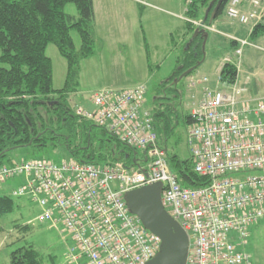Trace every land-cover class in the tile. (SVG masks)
Here are the masks:
<instances>
[{"label": "built area", "instance_id": "1", "mask_svg": "<svg viewBox=\"0 0 264 264\" xmlns=\"http://www.w3.org/2000/svg\"><path fill=\"white\" fill-rule=\"evenodd\" d=\"M260 3L254 0L252 10L243 12V0H230L226 15L243 24L258 22L264 14ZM207 81L202 79V98L193 96L187 131L194 170L209 178L206 185L184 186L172 171L143 84L99 90L94 111H77L138 149L137 166L32 158L0 164V182L24 178L14 195L37 202L39 219L71 236L69 264L150 261L161 239L131 213L125 193L157 182L163 184L164 206L189 234L186 264H253L245 248L251 227L264 221V100L247 99V88L237 82L220 77L224 87L214 89Z\"/></svg>", "mask_w": 264, "mask_h": 264}, {"label": "trees", "instance_id": "2", "mask_svg": "<svg viewBox=\"0 0 264 264\" xmlns=\"http://www.w3.org/2000/svg\"><path fill=\"white\" fill-rule=\"evenodd\" d=\"M185 1L189 19L187 27L193 33L196 29L194 22L202 17L203 7L210 8L208 22L221 1L216 20L226 12L230 0ZM68 3L76 4L78 17L66 12ZM95 22L94 0H0L1 61L10 64V68L0 67V164L9 151L19 147L45 150L65 144L72 154L68 159L104 166L117 163L126 167L138 165V149L122 142L106 128L83 118L70 103V96L79 85L81 61L95 53ZM200 26L207 25L201 23ZM73 29L81 36L80 50L76 49ZM263 34L264 24L259 23L251 37L254 39ZM204 39L199 34L192 42L186 41L184 45L188 43V48L182 49L175 72L158 88L156 105L151 110L160 145L174 133L176 124L173 120L179 118L180 113H183L185 122L189 125L192 122L191 113L186 115L181 109L184 92L179 83L197 68L179 79L203 59ZM50 43H55L68 61L67 80L64 88L59 90L53 87V62L46 53ZM232 44L235 46L237 42ZM238 76L237 64L226 62L223 65L220 74L223 82L235 84ZM96 128L102 129V139L97 137ZM96 137L100 141L97 145L94 142ZM72 138H75V144ZM167 155L170 167L182 185L197 188L209 182L208 177L200 176L194 170L191 156L182 159L177 154L169 155L168 151ZM15 206L12 196L0 195V218L11 213ZM11 264L45 263L40 252L29 245L12 251Z\"/></svg>", "mask_w": 264, "mask_h": 264}, {"label": "rangeland", "instance_id": "3", "mask_svg": "<svg viewBox=\"0 0 264 264\" xmlns=\"http://www.w3.org/2000/svg\"><path fill=\"white\" fill-rule=\"evenodd\" d=\"M251 1L243 0L244 8H251L253 4ZM94 3L95 53L81 61L79 85L70 96L73 109L76 112L80 108L94 111L96 105L93 99L97 91L126 89L142 84L147 89L146 105L153 109L158 88L172 77L182 49L188 48V43L195 33V31L190 33L187 27L189 19L186 15V1L94 0ZM259 7L262 9L261 3ZM209 9L203 7L204 18L206 14L208 16ZM65 10L68 14L79 16L75 3H68ZM221 16L223 20L224 17L227 18L225 13ZM238 23L246 28L256 22L247 25ZM195 26L198 27L197 24ZM71 33L76 49L80 50L82 40L79 32L73 29ZM249 39L246 44L241 43L239 46L241 54L227 37H221L214 49L212 39L206 43L203 63L192 75L179 83L184 92L183 108H180L186 115L191 113L193 103L190 97L192 76L209 72L216 75L219 67L227 59L237 64L239 68L238 83L247 87L245 97L254 103L264 100V37L258 40ZM186 41L188 43L184 45ZM46 53L53 62V87L57 90L62 89L67 80L68 61L55 43L48 45ZM1 55L0 47V67L10 68V64L1 61ZM169 101H172V98ZM182 114L173 120L174 125L176 124L174 133L166 142L160 143L164 149L167 148L169 155L177 154L182 159H188L191 156L187 142L190 125L185 122ZM101 130L95 129L99 139L103 138ZM97 137L94 138L96 145L100 142ZM71 141L76 143L75 138ZM70 157L72 154L65 144L56 148L48 147L45 150H34L26 146L9 151L2 162L9 164L32 158L61 162ZM23 182L22 176L9 179L5 183L0 182V195H10L16 201L14 210L0 218V264H11L12 251L29 245L40 252L45 264H69L70 248L75 245L74 241L63 227H53L49 222L39 219L42 208L37 202L31 201L27 196L14 195V191ZM245 250L251 255L253 264H264V221L251 227V235Z\"/></svg>", "mask_w": 264, "mask_h": 264}, {"label": "water", "instance_id": "4", "mask_svg": "<svg viewBox=\"0 0 264 264\" xmlns=\"http://www.w3.org/2000/svg\"><path fill=\"white\" fill-rule=\"evenodd\" d=\"M220 4L221 1L215 6L208 20L210 25L215 20ZM207 18L206 14L204 22ZM199 34L205 38L203 42V48L205 49L209 38V30L206 28L198 26L190 42ZM204 60L205 57L196 66L184 72L179 80L198 68ZM178 81H175V83L177 84ZM162 190V182H157L127 191L125 200L131 213L137 215L143 225L161 239L159 252L146 264H186L191 246L190 237L180 222L164 206Z\"/></svg>", "mask_w": 264, "mask_h": 264}, {"label": "crops", "instance_id": "5", "mask_svg": "<svg viewBox=\"0 0 264 264\" xmlns=\"http://www.w3.org/2000/svg\"><path fill=\"white\" fill-rule=\"evenodd\" d=\"M253 1L254 0H252L251 2L253 3ZM263 1L264 0H261V5H262V9L264 11ZM94 7H95V3H94ZM252 8H253V6L251 8H244V6L242 5V11L243 12H249L250 10H252ZM95 14H96V8H95ZM225 15H226V12H225ZM226 17H227V15H226ZM263 17H264V14H263ZM263 17H262L263 20L261 19L262 21L260 20V21L256 22L255 24L253 23V24L249 25V27L244 28L242 25H239L238 20H230L228 17L227 18L224 17V20H223L222 16H220L218 19L213 21L211 26L208 25L210 27H203V28H206L209 30V38H208L207 42H209L210 39H212V46H213L212 48L214 49L215 48L214 46L216 45V43H218V40L221 37H227V38L231 39V44L233 41L237 42V44L235 45L237 48L241 45L242 42H244V41L248 42L250 40L249 38H252L251 33L257 24H259V23L264 24V18ZM203 19H204V15L202 13V17L199 20L195 21L194 23L199 26L203 22L202 21ZM226 19H228V21ZM198 22H201V23H198ZM250 23H252V22H250ZM244 25H247V24H244ZM237 26H240V28H238ZM189 32L191 33L190 30H189ZM245 36H247L248 38H246ZM260 37H264V34L257 37V38H254V39L258 40V39H260ZM226 62H231V61H229L227 59ZM224 64H222L221 67H219V69L217 71L218 73L216 75H215V73L209 72L207 74H203L200 76H196V75L192 76V78L190 79V88L192 91L190 97H191L192 101L194 98L193 96H195V100L197 102L202 98V91H203V88L205 86V84L202 82V79L204 77L208 78V81L206 84L208 86H210L211 88L220 89V88L224 87V83H222L220 81L221 69H222ZM238 80H239V76H238ZM238 80H237V84L239 85ZM243 86H245V85H243Z\"/></svg>", "mask_w": 264, "mask_h": 264}, {"label": "bare ground", "instance_id": "6", "mask_svg": "<svg viewBox=\"0 0 264 264\" xmlns=\"http://www.w3.org/2000/svg\"><path fill=\"white\" fill-rule=\"evenodd\" d=\"M227 8V7H226ZM202 24L203 25H205V24H207V26L206 27H210L211 25L206 21V22H204V20H203V22H202ZM208 25H210V26H208ZM200 26V25H199Z\"/></svg>", "mask_w": 264, "mask_h": 264}]
</instances>
